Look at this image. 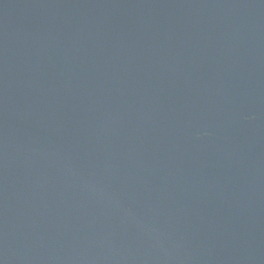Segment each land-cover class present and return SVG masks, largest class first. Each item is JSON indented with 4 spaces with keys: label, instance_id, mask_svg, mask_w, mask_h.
<instances>
[{
    "label": "water",
    "instance_id": "water-1",
    "mask_svg": "<svg viewBox=\"0 0 264 264\" xmlns=\"http://www.w3.org/2000/svg\"><path fill=\"white\" fill-rule=\"evenodd\" d=\"M0 264H264V0H0Z\"/></svg>",
    "mask_w": 264,
    "mask_h": 264
}]
</instances>
